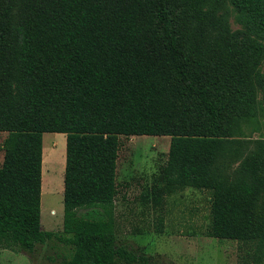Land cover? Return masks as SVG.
Wrapping results in <instances>:
<instances>
[{"label":"trees","instance_id":"obj_1","mask_svg":"<svg viewBox=\"0 0 264 264\" xmlns=\"http://www.w3.org/2000/svg\"><path fill=\"white\" fill-rule=\"evenodd\" d=\"M0 0V247L64 264H153L118 243L119 135H169L153 196L211 191L205 234L264 264V0ZM66 134L63 233L41 226L43 133ZM236 164V166H234ZM162 225V222H160Z\"/></svg>","mask_w":264,"mask_h":264},{"label":"rangeland","instance_id":"obj_2","mask_svg":"<svg viewBox=\"0 0 264 264\" xmlns=\"http://www.w3.org/2000/svg\"><path fill=\"white\" fill-rule=\"evenodd\" d=\"M218 12L224 15L232 30L243 28L240 14L228 0L219 7ZM258 99L262 109L243 123L240 137L244 139L264 138L262 92ZM6 135V131H0V165ZM53 141L56 145L54 149L51 146ZM170 141L169 135H119L116 168L119 194L115 213L118 243L147 256L153 264L243 263L249 248L247 245L234 239L205 234L210 223L211 191L185 187L153 196L152 188L160 182V168L168 158ZM65 150V133H43L45 157H49L51 151H59L63 156L61 161L64 162ZM49 179V172L45 169L41 193V226L46 230L63 233V167L58 173L55 187L49 184ZM72 252V246L52 238L37 244L33 251L19 247H0V264H64Z\"/></svg>","mask_w":264,"mask_h":264},{"label":"bare ground","instance_id":"obj_3","mask_svg":"<svg viewBox=\"0 0 264 264\" xmlns=\"http://www.w3.org/2000/svg\"><path fill=\"white\" fill-rule=\"evenodd\" d=\"M55 151L54 152L51 151L49 157H45V169L48 170L49 172V178H50L49 184H51L52 187H55L58 173L60 169H62L63 167V166L61 167V165H63V162L61 161L63 156H61L62 154H60L59 151L57 152ZM52 211L53 213H55L54 210Z\"/></svg>","mask_w":264,"mask_h":264},{"label":"crops","instance_id":"obj_4","mask_svg":"<svg viewBox=\"0 0 264 264\" xmlns=\"http://www.w3.org/2000/svg\"><path fill=\"white\" fill-rule=\"evenodd\" d=\"M51 146H52L53 149L56 148L55 141H53L51 143ZM63 161H64L63 162V169L65 171V164L64 163L66 162V150H65V157H64ZM43 171H45V156H44V154H43V157H42V181H43Z\"/></svg>","mask_w":264,"mask_h":264}]
</instances>
